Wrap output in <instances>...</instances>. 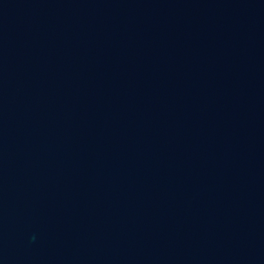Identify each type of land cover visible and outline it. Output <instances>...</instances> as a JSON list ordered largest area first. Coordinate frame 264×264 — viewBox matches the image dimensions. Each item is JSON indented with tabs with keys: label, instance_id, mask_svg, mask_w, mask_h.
Masks as SVG:
<instances>
[{
	"label": "water",
	"instance_id": "1",
	"mask_svg": "<svg viewBox=\"0 0 264 264\" xmlns=\"http://www.w3.org/2000/svg\"><path fill=\"white\" fill-rule=\"evenodd\" d=\"M0 264H264V0H0Z\"/></svg>",
	"mask_w": 264,
	"mask_h": 264
}]
</instances>
